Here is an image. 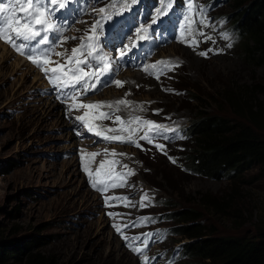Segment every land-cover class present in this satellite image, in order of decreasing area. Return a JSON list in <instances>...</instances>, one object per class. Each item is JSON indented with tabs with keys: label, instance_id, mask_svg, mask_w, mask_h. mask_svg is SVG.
<instances>
[{
	"label": "rangeland",
	"instance_id": "374dc122",
	"mask_svg": "<svg viewBox=\"0 0 264 264\" xmlns=\"http://www.w3.org/2000/svg\"><path fill=\"white\" fill-rule=\"evenodd\" d=\"M232 1L194 0L197 23L193 28L212 39L206 40L197 32L198 44L189 46L193 37L187 35L183 21L180 27L185 29V35L177 45L175 38L169 40L174 43L173 47H177L171 50L168 45L161 49L160 45L153 47L151 58L152 62L166 58L161 54L156 56L158 50L175 55L170 60L173 64L179 62V67L166 69L158 79V69L151 68L153 76L141 72L142 78L138 79L140 74L137 71L141 69L133 68L135 50L131 48V42L138 41L137 29L141 26L149 29L147 33H140L147 40L158 35L168 38L180 21L178 17L190 15L188 0H173L174 9L169 15L172 18L167 25L153 26L152 20L160 2L141 0L136 11L124 13L127 25L123 20L118 29L103 32L104 46L100 55L109 57L112 71L101 78L104 79L101 88L81 96L78 88L54 87L26 55L0 41L6 50L0 47V239L36 235L44 243L32 251L53 256L55 264H143L145 257L149 258L147 264H191L189 256L179 254L180 246L191 239L167 231L166 228L181 224L168 219V212L173 207L196 205L193 208H197L199 203L195 198L202 193L216 197H226L230 193L231 196L225 214L206 213L201 223L211 226L216 234L248 236L253 233L256 220L264 217V183L257 176L256 168L251 167L236 177L211 179L197 176L185 167L184 152L190 139L181 131L200 109L218 111L231 122L236 121L237 118L228 111L231 106L221 100L222 90H234L240 104H243L246 86L259 84L264 90V70L252 65L244 56L243 36L230 27L241 13L231 5ZM108 2L72 0L74 19L60 39L62 35L77 39L67 40L61 47H55V51L67 50L70 54L71 49L80 44L79 38L95 22L97 14L93 9L98 10ZM201 9L207 18V27L199 24ZM59 17L66 19L63 15ZM222 33H227L230 39L226 40ZM118 35H123V44L116 42ZM228 43L231 47L227 46ZM46 47L39 46L34 54L38 56ZM208 49L212 51L206 57L198 54ZM122 51L126 53L123 57L120 56ZM3 54L6 59L2 58ZM14 57L21 61L18 70H14ZM50 58L63 63L61 57L51 55ZM116 80L122 81L123 85H115L113 81ZM74 92L78 95L75 103L108 102L111 107L104 104L97 109L77 108L70 112L68 106L74 102L70 99ZM240 92L242 96H239ZM191 96H195L196 101ZM121 98L129 103L117 105ZM249 98L247 104L254 103L264 109V92H252ZM45 101L53 104L52 111L48 112L49 109L42 106ZM130 111L133 117L163 125L165 130L160 134L153 133L152 143L140 139L148 132V126L129 118ZM85 112L89 113L86 120L93 125L92 132L87 130L84 121L75 119ZM101 112L111 113V117L97 119ZM116 116L125 122H116ZM260 116L264 118V112ZM128 129L138 131L130 133ZM95 131L122 136L125 140L131 134L134 142L105 140L103 135L97 137ZM137 143L140 147L136 146ZM157 144L162 145V149L157 148ZM90 153L98 155L90 157ZM102 161L117 163H105L104 170L110 169L113 176L105 178L102 170L100 179H108L110 183H119L123 179L126 181L123 187L100 191L91 186L84 167L87 165L93 173L92 178L96 179V169ZM129 170L134 174L119 176ZM145 195L148 199L141 207V197ZM112 196L127 197L131 204L124 200H110L106 204L105 197ZM110 212L121 215L109 216ZM141 217L148 218V222L141 223ZM113 224H135L124 230V235L129 237L152 233L144 252H133ZM134 246L144 247L142 240L135 241Z\"/></svg>",
	"mask_w": 264,
	"mask_h": 264
},
{
	"label": "trees",
	"instance_id": "16d2710c",
	"mask_svg": "<svg viewBox=\"0 0 264 264\" xmlns=\"http://www.w3.org/2000/svg\"><path fill=\"white\" fill-rule=\"evenodd\" d=\"M231 5L241 12L230 27L243 36L244 56L264 70V0H233ZM246 87L243 104L234 90L220 92L237 122H231L224 113L200 109L181 128L190 139L184 152L187 170L200 177L219 179L236 177L255 167L264 183V118L260 116L264 109L249 102V94L264 90L259 84ZM191 97L196 101L195 96ZM230 196L202 193L194 197L199 203L197 208L194 205L169 210L168 219L181 224L166 229L171 235L191 239L180 246L179 253L189 256L191 264H264V217L256 220L248 236L216 234L211 226L201 223L206 213L225 214ZM186 222L189 224L183 225ZM43 243L36 235L0 239V264H55L53 256L32 251Z\"/></svg>",
	"mask_w": 264,
	"mask_h": 264
},
{
	"label": "snow or ice",
	"instance_id": "6c2138e0",
	"mask_svg": "<svg viewBox=\"0 0 264 264\" xmlns=\"http://www.w3.org/2000/svg\"><path fill=\"white\" fill-rule=\"evenodd\" d=\"M141 2V0H109L107 4L100 7L98 10L93 9L97 14V18L94 23L91 24L90 28L85 31V35L80 37V44L71 49V53L68 54L67 50L56 52L55 47H61L69 39H77V37H67L62 36L59 43H54L50 37V33H62V27L57 23L59 14L62 11L68 9V5L72 3V0H0V41H4L9 44L15 51L21 55H26V58L32 62L36 67H38L45 77L49 80L50 84L59 89L73 88L76 89L77 85H81V89H77L80 95H83L89 91L95 90L102 77L107 76L112 71L111 62L109 61L107 55H100L103 42L101 36L105 29L109 32L118 29L121 26V22L124 20V13L136 11V6ZM160 7L156 8L155 16L152 20V25L163 24L167 17L171 14L174 9L173 0H159ZM188 13L190 15H185L184 17V28L187 30V35L192 36L193 39L189 46H196L198 41L195 39V34L198 32L200 36H204L206 40H211V36H206L203 31H199L193 28V25L197 23L196 12L197 8L194 0H188L187 3ZM207 18L203 15L202 9L200 10L199 24L201 27H207ZM81 23H86L81 21ZM131 31V28L128 29ZM148 28L141 26L137 29L138 40L146 39V36H141L140 33H147ZM126 35V33H125ZM226 40H229V35L227 33H222ZM123 35H118L116 37V42L123 44ZM187 42V41H186ZM41 45H47L39 55H35L34 51ZM228 47H231V43H228ZM115 47V44L112 45ZM127 48V45H124ZM212 49L199 52L198 54L206 57ZM126 53L121 52L120 56L123 57ZM51 55L61 57L63 63L59 61L51 60ZM95 62V63H94ZM45 65H55L54 67H46ZM175 67H179V62L173 64L171 60H161L155 62L151 65V68L158 69L157 79L159 78V73L167 70H172ZM87 69V70H86ZM147 71L148 68L146 67ZM91 82V83H90ZM113 83L117 86H122L123 82L116 80ZM74 102L70 104L69 111L75 110L77 108L84 109H97L104 104H111L108 102H92L87 104H78L75 101L78 100V95L76 92L70 97ZM117 105H127L129 102L121 99L116 102ZM158 111V110H156ZM89 113L85 112L82 116H77L75 119L79 121H84L85 127L89 132L93 131V125L88 123L86 117ZM111 117V113L99 114V118L108 119ZM132 120L142 123L148 126V132H146L140 139L152 143L154 140L153 133L160 134L164 131V126L156 124L150 120H141L140 117H133ZM116 122L121 124L124 123L120 116H116ZM106 131H116V129H107ZM131 133L133 131H138V129H128ZM96 136L103 135L105 140L109 141H119V142H134L132 135L130 134L125 140L122 136L114 135H104L101 131H95ZM167 138V137H165ZM137 147L140 145L137 143ZM157 148L162 149V145L157 144ZM107 153V150H105ZM115 155V150L112 152ZM98 153H90V157H95ZM123 155V154H122ZM83 159V157H82ZM171 159V158H170ZM175 162V161H173ZM105 163L113 164L117 163L114 161H102L100 167L96 169V179H93V173L89 171L87 165L84 167V171L88 173L90 178L91 186L94 189L100 191H107L109 188L123 187L126 183L125 180L121 179L119 183H110L108 179H100L102 170H104ZM123 167L127 168V165ZM134 173L129 170L127 173H120V177L131 176ZM103 176L105 178H111L113 176L112 171L104 170ZM148 197L142 196L140 201V206L144 207V201ZM110 200H124L128 204H131L127 200V197L112 196L105 197V203L109 204ZM109 216H119L121 214L110 212ZM141 223L148 222V218L141 217ZM113 228L119 233L127 242V246L135 253L142 254L145 248L148 246L150 239L152 238V233H143L136 236H126L124 235V230L133 225H118L113 224ZM143 242L144 247H135V241ZM149 258L145 257L143 264H147Z\"/></svg>",
	"mask_w": 264,
	"mask_h": 264
},
{
	"label": "bare ground",
	"instance_id": "6f19581e",
	"mask_svg": "<svg viewBox=\"0 0 264 264\" xmlns=\"http://www.w3.org/2000/svg\"><path fill=\"white\" fill-rule=\"evenodd\" d=\"M91 3V2H90ZM90 5V4H89ZM89 8V7H88ZM87 8V9H88ZM90 9V8H89ZM67 33V32H66ZM73 33V32H72ZM63 36V35H62ZM71 36V35H70ZM179 40L180 39H176L175 40V44L177 45V43L179 42ZM173 44L174 43H171L170 41H164L160 46H159V49H161L162 47H164V46H166V45H168L167 47H168V49H173L174 47H177V46H175L174 45V47H173ZM0 47H2L3 48V50L4 51H6L5 50V47H3L1 44H0ZM158 49H156V51H157ZM186 51V50H185ZM158 53L157 54H155L156 56L158 55L159 56V54H161L160 56H165L166 58H162L163 60H170L171 58H173V56H175V55H172V56H170V55H168V54H163V52H160L159 50L157 51ZM170 52V51H169ZM188 53H189V51H187ZM8 53V52H7ZM9 55H11L10 53H9ZM2 58L3 59H6V54H3V56H2ZM53 58V57H52ZM152 58V57H151ZM150 58V59H151ZM14 59L16 60L15 62H14V64L13 65H15V68L16 69H14V70H18L17 69V67H18V64L19 63H21V61L19 60V58L18 57H14ZM18 59V60H17ZM54 59V58H53ZM56 60V59H55ZM60 60V59H59ZM29 69H32L31 67H29L26 63H24ZM12 65V66H13ZM20 65V64H19ZM4 70V69H3ZM132 72V71H131ZM139 74H140V77H137L138 79H141L142 78V75H141V71L139 72V71H137ZM42 74V73H41ZM40 74V75H41ZM131 74H136V72H132ZM138 74V75H139ZM36 75V74H35ZM137 75V76H138ZM133 76V75H132ZM20 77H22V76H20ZM23 78V77H22ZM35 78H36V76H35ZM34 78V79H35ZM113 86H114V84H113ZM98 88V87H97ZM96 88V89H97ZM100 88H101V86H100ZM124 98V97H123ZM122 99V98H121ZM51 100V99H50ZM43 107H45L46 109L48 108L49 110H48V112L49 111H52V109L54 108L53 107V104H51L49 101H45V105H42ZM131 112V111H130ZM135 115V114H134ZM123 116H125V115H123ZM129 118H133V115H132V112H131V114H129ZM123 119V118H122ZM125 122V121H124ZM66 124V123H65ZM125 125V124H124ZM111 126V125H110ZM100 137V136H99ZM127 140V139H126Z\"/></svg>",
	"mask_w": 264,
	"mask_h": 264
}]
</instances>
